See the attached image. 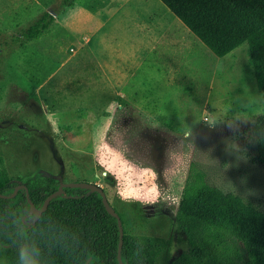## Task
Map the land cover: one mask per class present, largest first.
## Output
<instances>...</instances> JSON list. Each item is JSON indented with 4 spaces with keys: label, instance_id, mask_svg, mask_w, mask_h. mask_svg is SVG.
Segmentation results:
<instances>
[{
    "label": "rangeland",
    "instance_id": "374dc122",
    "mask_svg": "<svg viewBox=\"0 0 264 264\" xmlns=\"http://www.w3.org/2000/svg\"><path fill=\"white\" fill-rule=\"evenodd\" d=\"M83 4L0 0V156L12 183L98 184L127 233L169 238L194 164L211 184L264 211V166L247 146L264 98L247 43L218 57L167 12L165 29L146 38L128 70V90L115 102L88 100L62 66L73 45L67 58L49 44L51 30L23 36L44 12L75 22ZM183 248L174 243L171 257Z\"/></svg>",
    "mask_w": 264,
    "mask_h": 264
},
{
    "label": "trees",
    "instance_id": "16d2710c",
    "mask_svg": "<svg viewBox=\"0 0 264 264\" xmlns=\"http://www.w3.org/2000/svg\"><path fill=\"white\" fill-rule=\"evenodd\" d=\"M160 1L218 57L247 43L257 89L264 98V0ZM61 2L71 6L73 0ZM53 20L49 12L42 13L24 38H36ZM248 139L247 146L264 166V114L252 118ZM13 180L0 156V194L13 193ZM26 186L40 208L59 181L47 178L39 186ZM28 213L23 189L13 198H0V264H20L19 252L25 247L33 264H84L88 259L87 264H119L117 220L106 211L99 193L65 188L33 225L23 220ZM119 215L125 264H264V211L211 184L194 164L182 189L171 237L129 234ZM175 242L184 248L171 257Z\"/></svg>",
    "mask_w": 264,
    "mask_h": 264
},
{
    "label": "crops",
    "instance_id": "0c3cea01",
    "mask_svg": "<svg viewBox=\"0 0 264 264\" xmlns=\"http://www.w3.org/2000/svg\"><path fill=\"white\" fill-rule=\"evenodd\" d=\"M83 1L85 8H77L75 22L58 20L56 23L53 12L54 20L47 30H51L49 44L53 48L64 50L65 54L70 45L75 48L72 59L66 61L65 58L62 66L70 79H77L79 92L88 100L115 102L118 92L128 90L127 85L131 86L128 70L148 43L146 38L157 40L158 31L165 29L167 12L191 33L160 0H99V4L91 8L89 0ZM74 5L75 0L65 7ZM73 32L77 33V38ZM129 47L131 55L127 57L123 53L126 49L128 52Z\"/></svg>",
    "mask_w": 264,
    "mask_h": 264
},
{
    "label": "water",
    "instance_id": "95a60500",
    "mask_svg": "<svg viewBox=\"0 0 264 264\" xmlns=\"http://www.w3.org/2000/svg\"><path fill=\"white\" fill-rule=\"evenodd\" d=\"M65 188H81V189H87L90 193L92 192H97L100 194L101 198H102V203L106 209V211L117 220V225H118V230H119V241H118V245H117V261L119 264H125L122 261V257H121V251H122V247H123V236H124V231H123V224H122V220L121 217L119 215V213L115 210V208L109 203V200L106 196V193L104 191V189L95 183H91V182H83V181H75V182H61L59 181V186L57 188L56 191L52 192L51 194H49L45 199L44 202L42 204V206L40 208H36V206L34 205V203L32 202V200L30 199L29 196V192L27 189V186L24 184H18L15 186L14 191L11 195H2L0 194V198H4V199H10L13 198L17 192L21 189H23L25 191V197H26V201L27 204L29 206V213L33 216V220L31 222V225H33L42 215L43 212L46 211L50 201L52 199H54L55 197L63 194L64 195V189ZM23 220H25V217L23 218ZM90 259L87 260L86 263L87 264L89 262Z\"/></svg>",
    "mask_w": 264,
    "mask_h": 264
},
{
    "label": "clouds",
    "instance_id": "9594fccd",
    "mask_svg": "<svg viewBox=\"0 0 264 264\" xmlns=\"http://www.w3.org/2000/svg\"><path fill=\"white\" fill-rule=\"evenodd\" d=\"M19 258L20 264H33L31 254L26 247L20 249Z\"/></svg>",
    "mask_w": 264,
    "mask_h": 264
},
{
    "label": "flooded vegetation",
    "instance_id": "af4514ba",
    "mask_svg": "<svg viewBox=\"0 0 264 264\" xmlns=\"http://www.w3.org/2000/svg\"><path fill=\"white\" fill-rule=\"evenodd\" d=\"M29 215H31V214H30V213H28V214H27L25 217H27V216H29ZM31 216H32V215H31ZM32 220H33V216H32V219L29 221L30 223H29V222H27V221H26V219H25L24 221H26V222H27L29 225H31V222H32ZM175 244H176V242H175ZM172 247H173V246H172ZM171 250H172V249H171Z\"/></svg>",
    "mask_w": 264,
    "mask_h": 264
}]
</instances>
